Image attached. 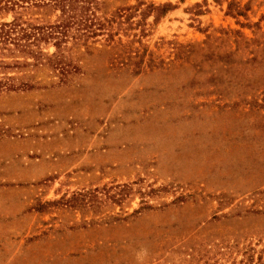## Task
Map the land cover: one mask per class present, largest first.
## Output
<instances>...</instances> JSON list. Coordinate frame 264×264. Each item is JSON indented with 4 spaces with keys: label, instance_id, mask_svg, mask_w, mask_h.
I'll use <instances>...</instances> for the list:
<instances>
[{
    "label": "rangeland",
    "instance_id": "rangeland-1",
    "mask_svg": "<svg viewBox=\"0 0 264 264\" xmlns=\"http://www.w3.org/2000/svg\"><path fill=\"white\" fill-rule=\"evenodd\" d=\"M143 1L172 6L119 32L153 53L139 71L97 44L0 93V264H264V0ZM219 29L256 58L231 83L174 60Z\"/></svg>",
    "mask_w": 264,
    "mask_h": 264
},
{
    "label": "trees",
    "instance_id": "trees-1",
    "mask_svg": "<svg viewBox=\"0 0 264 264\" xmlns=\"http://www.w3.org/2000/svg\"><path fill=\"white\" fill-rule=\"evenodd\" d=\"M102 2L103 0H0V93L36 87V81L29 71L50 68L61 73L68 72L66 67L69 64L63 62L62 56L64 52L74 49H84V53H87L101 48L99 51L104 50L110 55L111 63L116 62L120 68L133 65L139 71L146 54L152 56L153 53H147L146 46L140 47V39L124 42L119 37V32L135 28L152 13L156 18L164 15L171 9V3L155 5L151 2L142 9L140 5L145 2L137 0V6L124 5L108 13L102 10ZM228 9L231 10L230 5ZM37 11H52L57 16L53 22L47 23H33L23 19V15ZM135 13L141 16L136 22L133 19ZM8 14L12 18L5 20L4 17ZM236 14L243 13L237 11ZM218 33L200 42L175 44L174 60L177 65L190 66L194 70L196 66L198 69L211 68L212 79L226 75L228 83H231L229 75L245 68L242 63L253 67L256 59L253 51L249 49L250 56L244 57V62L237 56L248 50L250 42L241 31L219 29ZM132 36L137 37V34ZM134 41L140 45L133 46ZM232 43L235 46L233 49ZM97 44L101 47L97 48ZM49 45L54 47L51 53L47 50ZM232 81L238 82V76L235 75Z\"/></svg>",
    "mask_w": 264,
    "mask_h": 264
}]
</instances>
